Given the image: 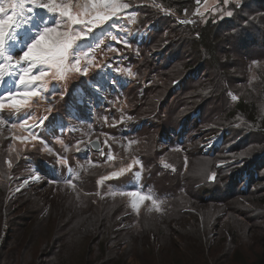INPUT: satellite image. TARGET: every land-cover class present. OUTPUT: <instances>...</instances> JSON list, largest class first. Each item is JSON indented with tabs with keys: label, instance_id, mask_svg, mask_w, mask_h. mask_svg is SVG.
Segmentation results:
<instances>
[{
	"label": "rangeland",
	"instance_id": "rangeland-1",
	"mask_svg": "<svg viewBox=\"0 0 264 264\" xmlns=\"http://www.w3.org/2000/svg\"><path fill=\"white\" fill-rule=\"evenodd\" d=\"M123 2L128 9L77 42L99 67L49 79L45 94L58 89L50 102L34 98L19 113L0 110V264H211L218 257L219 264H260L264 102L256 91L264 74V13L246 0H195L180 14L171 2L172 9L157 0ZM243 95L255 112L235 109ZM25 119L24 128L11 127ZM101 176L110 178L101 183ZM42 186L60 196L55 209L73 214L67 230L38 215L44 208L29 196ZM113 191L150 194L161 210L149 211L145 201L137 212L126 196L90 204ZM92 210L114 215L111 239L92 244V235L84 237L96 223ZM155 223L174 238L170 247L148 245ZM61 240L69 249L49 254Z\"/></svg>",
	"mask_w": 264,
	"mask_h": 264
},
{
	"label": "snow or ice",
	"instance_id": "snow-or-ice-1",
	"mask_svg": "<svg viewBox=\"0 0 264 264\" xmlns=\"http://www.w3.org/2000/svg\"><path fill=\"white\" fill-rule=\"evenodd\" d=\"M197 2L199 3V0ZM228 2L229 0H224L225 4ZM128 8L129 5L123 0H3L0 2V86L5 83V77L9 78L7 82L11 85L4 92H0V110L8 109L19 113L28 109L34 98L49 101V95L54 96L58 91L53 86L51 93L45 94L49 79L63 81L72 72L87 75L90 66L99 67L94 64V55L90 56L87 51H78L77 42L85 40L94 28L112 20ZM36 9L45 10L47 14L52 15L40 14ZM225 14L232 16L233 13L227 11ZM188 22L190 21H181V23ZM17 49L21 52L18 59L15 58ZM128 74L134 75L130 69ZM20 86H23V91L20 90ZM62 96L61 93V98ZM4 123L5 121L0 119V124ZM40 123H43L42 119ZM27 124L28 120L25 119L19 125L12 124L11 127L24 128ZM32 139L35 140L36 136L33 135ZM107 159L111 161L114 157L109 154ZM7 163L11 168L12 162L9 160ZM61 163L67 161L61 160ZM123 171L121 169L119 173L113 172L111 176L122 174ZM109 178L110 176H101L100 182ZM65 183L73 190L76 189L72 179ZM111 195L129 197L132 208L137 212L145 201L151 202L149 211L153 208L156 211L161 210L160 203L150 194L139 191H113Z\"/></svg>",
	"mask_w": 264,
	"mask_h": 264
},
{
	"label": "trees",
	"instance_id": "trees-1",
	"mask_svg": "<svg viewBox=\"0 0 264 264\" xmlns=\"http://www.w3.org/2000/svg\"><path fill=\"white\" fill-rule=\"evenodd\" d=\"M157 1L160 2L164 7L170 8V9H172V7H174V6L169 4V2L177 5L180 8H175L173 11L180 14L181 10H183L182 8L186 7L187 2H192L195 0H157ZM246 2L250 6H252L254 4L256 6V8H259L264 13V0H246ZM255 13H257V12L254 11L253 15L258 16L257 14H259V13H257V14H255ZM259 18H263V21H264V14H259ZM199 34L203 38H206L207 37L206 28L201 29L199 31ZM260 85L261 86H259V89H257L256 92L258 94L259 102L262 103V102H264V74L262 75V81H261ZM247 97H245L244 95L239 97L234 105H235L236 110L240 109V111H246L249 114H251L252 112H255V111H253V107L250 104V101H248L249 99ZM261 108L264 109V105H262ZM43 185L45 186V184H43ZM44 186L38 188L41 190L40 192L43 191V193H36L34 195L29 196V197H31V196L35 197V199L37 198V201L42 206V209L43 208L45 209V207L47 206V207H49V208H47V212L51 211L48 217H47L44 209L40 210L38 215L45 218L42 220L47 219L48 220L47 223L54 224V226H56L58 228L57 231L63 227L67 230V226H66L67 221L72 219L71 215H73V214H70V217L67 216L65 214V211L62 212L60 209V208L64 209L63 207L55 209L56 206H58L59 204L62 203L60 200V196H58V193H55V191L52 192L53 186H51L50 188H47V190H44V188H45ZM111 197H112V195H109V196H107V198H105V200L91 199L89 202L91 205H104V203L110 202L109 200L111 199ZM119 198H121V197H119ZM74 199H75L77 205H79L81 207L86 206L84 201H81L80 199H78L76 197H74ZM262 200L264 201V196L262 197ZM203 201H205V200H203ZM92 212L95 214L94 219L96 220V223H94L93 225H91L89 227V229L85 232L84 237H88V236L92 235L93 238L90 240V242L92 244L93 243L97 244V241L100 239V236H108L111 239L112 234H115V232H116L113 228V225L117 224V222L114 218V215L112 214L110 216H107V215L101 214V213L97 215V212H94L93 210H92ZM212 216H213L214 220H217V222L222 223L223 218L221 217V212H218V213L215 212ZM131 218H132V222L137 221L135 218V215L133 217L131 215ZM216 226H219V224L217 223ZM56 232H55V234H56ZM175 235H177V234H175ZM149 236H150V239L153 240L152 243H148V245H150L151 247H152V245H154L156 247L157 246H162V247L166 246V248H167L168 246L169 247L171 246V242L174 240V238L171 239L172 236L167 233V231L163 228V226H161L160 224H157V223H155L152 226V229L150 230ZM64 239H68V237L66 236ZM128 241H129V245L133 244V242L131 240H128ZM100 243L101 242H99V245H100ZM104 246H105V244H103L101 248H104ZM63 248H65L67 250L69 249V245L65 241L60 242L59 245H57L56 247L52 246L49 254L55 255V256L61 255ZM88 251H89V249H88ZM88 251H86V254H88ZM115 251H118V250H115ZM116 255H117V252L112 257H115ZM260 256H261V258H260L261 261H259V262H260V264H264V247L261 250ZM112 257L109 258V261L113 259ZM171 257L173 258V256H171ZM2 258H3V256L1 255V259ZM218 258H215L211 264H219ZM173 259H175V258H173ZM5 260L7 261L8 257ZM50 263H51V260L49 259L47 264H50ZM88 263L89 264H95L94 262L89 261V260H88ZM111 264H116V263L113 261Z\"/></svg>",
	"mask_w": 264,
	"mask_h": 264
},
{
	"label": "bare ground",
	"instance_id": "bare-ground-1",
	"mask_svg": "<svg viewBox=\"0 0 264 264\" xmlns=\"http://www.w3.org/2000/svg\"><path fill=\"white\" fill-rule=\"evenodd\" d=\"M20 54H21L20 50L17 49L15 52V58L18 59ZM8 79H9L8 77H5V83L3 84V86H0V92H4L6 89L11 87V85L7 82ZM20 90L23 91V86H20Z\"/></svg>",
	"mask_w": 264,
	"mask_h": 264
},
{
	"label": "water",
	"instance_id": "water-1",
	"mask_svg": "<svg viewBox=\"0 0 264 264\" xmlns=\"http://www.w3.org/2000/svg\"><path fill=\"white\" fill-rule=\"evenodd\" d=\"M91 146L93 147L94 150L99 149V143L96 140L91 142Z\"/></svg>",
	"mask_w": 264,
	"mask_h": 264
}]
</instances>
